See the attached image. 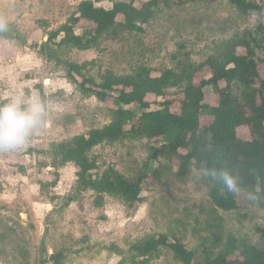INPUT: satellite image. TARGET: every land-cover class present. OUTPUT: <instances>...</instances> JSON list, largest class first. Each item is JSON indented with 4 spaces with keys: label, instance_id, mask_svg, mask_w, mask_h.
I'll list each match as a JSON object with an SVG mask.
<instances>
[{
    "label": "rangeland",
    "instance_id": "1",
    "mask_svg": "<svg viewBox=\"0 0 264 264\" xmlns=\"http://www.w3.org/2000/svg\"><path fill=\"white\" fill-rule=\"evenodd\" d=\"M80 1L0 0V18L24 38L23 44L0 38V103L14 95L39 94L50 108L48 123L24 148L0 152V264H118L128 255L130 243L156 232L182 242L200 259L205 253L219 252L231 235L238 242L264 245L256 230L264 228L258 187L241 186V193L234 194L236 210L221 211L209 198V182L193 167L178 178L164 159H149L150 146L159 145L162 138L138 137L93 150L101 169L113 166L126 176L158 170V178L142 184L138 201L127 204L115 196L85 192L64 206L77 169L67 163L57 170L55 180L45 151L52 143L105 124L109 116L105 104L79 93L59 71L52 70L53 64L36 47L46 39V32L68 19ZM91 1L110 8L114 0ZM253 1L260 5V15L240 14L225 0L163 8L139 31L104 38L88 48H70L62 57L80 65L82 73L97 82L107 72L124 75L141 66L189 70L217 54L227 41L254 31L261 21L264 24V0ZM261 42L258 56L264 55ZM260 69L264 75V64ZM205 90L207 102L213 104L215 91L210 86ZM239 135L247 138V130L240 128ZM54 180L44 193L40 191L39 182ZM248 192L257 199H246ZM217 226L222 236L219 243L213 242ZM152 264L181 263L163 249Z\"/></svg>",
    "mask_w": 264,
    "mask_h": 264
},
{
    "label": "trees",
    "instance_id": "2",
    "mask_svg": "<svg viewBox=\"0 0 264 264\" xmlns=\"http://www.w3.org/2000/svg\"><path fill=\"white\" fill-rule=\"evenodd\" d=\"M211 1L215 0H114L110 8H105L82 0L64 23L46 32V39L36 47L37 51L79 93L105 104L109 116L105 124L52 143L45 151L48 165L55 169V180L57 170L67 163L77 169L64 206L85 192L115 196L127 204L138 201L142 184L148 178L150 181L158 178V170L126 176L113 166L101 169L93 154L99 145L138 137L162 138L159 145L150 146L149 159H164L178 178H184L191 167L200 174L199 163L207 161L216 167H227L239 178L242 187H258L256 194L264 203V75L260 69L264 55L256 53L264 40L262 21L254 31L232 38L217 54L189 70L141 66L124 75L107 72L97 82L85 76L80 65L62 57V52L70 48H88L104 38L139 31L163 8ZM225 1L240 14H261L260 5L253 0ZM9 24L10 31L0 33V38L23 44L24 38ZM208 86L216 93L213 104L207 102ZM240 128L247 130V138L239 135ZM204 178L210 185L208 195L212 203L224 212L236 210L235 195ZM55 180L39 182L40 191L44 193ZM256 230L264 239V228ZM221 237L217 226L213 242L219 243ZM163 249L181 264H264V245L238 242L233 235L219 252L205 253L200 259L194 250L163 232L146 234L130 243L128 255L118 264L126 261L152 264ZM39 257V262L45 261L41 251Z\"/></svg>",
    "mask_w": 264,
    "mask_h": 264
},
{
    "label": "clouds",
    "instance_id": "3",
    "mask_svg": "<svg viewBox=\"0 0 264 264\" xmlns=\"http://www.w3.org/2000/svg\"><path fill=\"white\" fill-rule=\"evenodd\" d=\"M9 31L7 19L0 18V33ZM49 113L47 102L39 94L14 95L0 103V152H14L24 148L32 135L48 123ZM199 170L202 177L222 185L227 193H241L239 178L227 167H216L202 161ZM245 196L248 200L257 199L254 192H248Z\"/></svg>",
    "mask_w": 264,
    "mask_h": 264
},
{
    "label": "water",
    "instance_id": "4",
    "mask_svg": "<svg viewBox=\"0 0 264 264\" xmlns=\"http://www.w3.org/2000/svg\"><path fill=\"white\" fill-rule=\"evenodd\" d=\"M2 186H3V185H2V182L0 181V193L3 191V190H2Z\"/></svg>",
    "mask_w": 264,
    "mask_h": 264
}]
</instances>
